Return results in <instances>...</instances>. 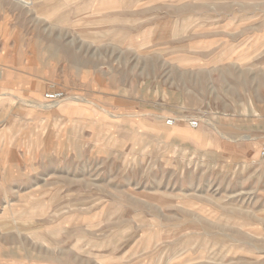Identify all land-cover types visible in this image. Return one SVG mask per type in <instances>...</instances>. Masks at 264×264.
<instances>
[{"label":"rangeland","instance_id":"rangeland-1","mask_svg":"<svg viewBox=\"0 0 264 264\" xmlns=\"http://www.w3.org/2000/svg\"><path fill=\"white\" fill-rule=\"evenodd\" d=\"M25 1L0 0V264H264V0Z\"/></svg>","mask_w":264,"mask_h":264},{"label":"built area","instance_id":"built-area-1","mask_svg":"<svg viewBox=\"0 0 264 264\" xmlns=\"http://www.w3.org/2000/svg\"><path fill=\"white\" fill-rule=\"evenodd\" d=\"M57 96H54V95H51V96H48L49 99H55ZM174 122L172 120H170V122H168V125L171 126L173 125ZM189 126L192 128V129H197L199 127V121L197 119H192L189 121ZM263 155H264V150H263Z\"/></svg>","mask_w":264,"mask_h":264},{"label":"bare ground","instance_id":"bare-ground-1","mask_svg":"<svg viewBox=\"0 0 264 264\" xmlns=\"http://www.w3.org/2000/svg\"><path fill=\"white\" fill-rule=\"evenodd\" d=\"M17 2H19L20 4L24 5V6H29L30 4L28 2H26L25 0H17Z\"/></svg>","mask_w":264,"mask_h":264}]
</instances>
